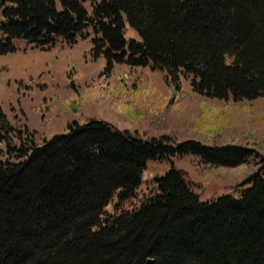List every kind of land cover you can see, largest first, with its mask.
<instances>
[{
	"label": "trees",
	"instance_id": "trees-1",
	"mask_svg": "<svg viewBox=\"0 0 264 264\" xmlns=\"http://www.w3.org/2000/svg\"><path fill=\"white\" fill-rule=\"evenodd\" d=\"M126 25L139 41L125 39ZM87 30L103 74L115 65L150 68L174 95L181 77L207 99L264 95V0H0V56L15 41L73 45ZM154 94L162 105L149 85L142 97ZM70 107L78 112L81 103ZM160 107L149 120L155 129L165 128ZM114 109L135 120L127 106ZM35 137L0 107V264H264V158L256 151L143 140L94 120L40 144ZM184 156L196 159L200 177L257 169L238 193L212 202H200L173 166L139 194L148 161Z\"/></svg>",
	"mask_w": 264,
	"mask_h": 264
},
{
	"label": "rangeland",
	"instance_id": "rangeland-1",
	"mask_svg": "<svg viewBox=\"0 0 264 264\" xmlns=\"http://www.w3.org/2000/svg\"><path fill=\"white\" fill-rule=\"evenodd\" d=\"M83 36L73 45L57 41L43 50L15 41L16 50L0 56V107L10 123L26 124L36 132L38 144L66 133L68 124L84 125L94 120L108 123L119 131L136 133L143 140L167 135L175 143L192 141L208 147L235 145L254 150L264 158V95L240 102L231 98L207 99L192 91L190 79L181 77V93L175 96L160 71L115 65L112 72L103 74L106 63L103 56L93 55L91 31H85ZM124 37L139 41L128 25ZM69 75L74 78V89L69 87ZM147 85L163 98L162 105L154 100L156 94L151 96V101L143 99L142 92ZM74 100L81 103L78 112L70 107ZM171 101L174 104L164 110ZM41 105L47 107L44 116L36 111ZM115 106H127L135 120L117 112ZM156 106L163 109L161 118L165 128L151 126L149 120H156L152 114ZM192 162L196 159L191 156L148 161L139 194L151 188L153 181L173 166L183 173L200 202H212L222 195L238 193L242 182L257 169L220 168L213 175L200 177ZM115 202L106 210L111 212Z\"/></svg>",
	"mask_w": 264,
	"mask_h": 264
}]
</instances>
